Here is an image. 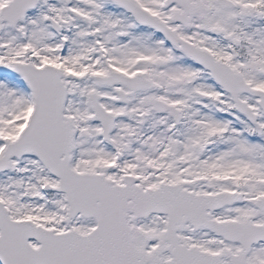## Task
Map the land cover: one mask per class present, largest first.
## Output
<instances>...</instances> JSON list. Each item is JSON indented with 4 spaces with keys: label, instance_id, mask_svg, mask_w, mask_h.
<instances>
[{
    "label": "snow or ice",
    "instance_id": "6c2138e0",
    "mask_svg": "<svg viewBox=\"0 0 264 264\" xmlns=\"http://www.w3.org/2000/svg\"><path fill=\"white\" fill-rule=\"evenodd\" d=\"M0 264H264V0H0Z\"/></svg>",
    "mask_w": 264,
    "mask_h": 264
}]
</instances>
